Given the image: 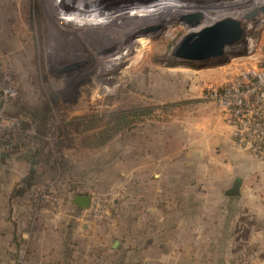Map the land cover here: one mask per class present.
<instances>
[{
  "label": "rangeland",
  "instance_id": "obj_1",
  "mask_svg": "<svg viewBox=\"0 0 264 264\" xmlns=\"http://www.w3.org/2000/svg\"><path fill=\"white\" fill-rule=\"evenodd\" d=\"M228 3L239 40L193 58L180 48L199 14L177 0H0V264H143L180 249L264 264V222L242 206L230 229L221 194L224 219H199L214 152L187 159L222 119L207 90L264 43V0Z\"/></svg>",
  "mask_w": 264,
  "mask_h": 264
},
{
  "label": "crops",
  "instance_id": "obj_2",
  "mask_svg": "<svg viewBox=\"0 0 264 264\" xmlns=\"http://www.w3.org/2000/svg\"><path fill=\"white\" fill-rule=\"evenodd\" d=\"M230 128L223 122L221 117H217L216 124L212 128L214 136L202 144V150L200 157L195 160L193 157L187 155V159L194 161L203 160L210 151L214 152L211 156L209 167H204L201 170V175H206L209 171V178L211 179V186H206L204 182L201 183L200 189H204L201 206H204L200 212L199 219H213L215 221L223 220L224 215L220 217L218 212L219 206L221 205L218 197L219 194L224 196L227 203L226 217L227 223H231L228 226L230 229L234 227V222L237 218L234 211L235 208L241 207L247 214H252V217L246 215L242 216L241 219L250 221H258V223L264 222V162L252 157V154L241 152L236 150L230 140ZM209 151V152H208ZM205 161V160H204ZM160 174H153V181H159ZM239 182V195L238 196H227L226 192L232 188V186ZM210 190V192L207 191ZM213 190V191H212ZM210 194L214 198H210ZM194 208H197L195 206ZM205 211V212H204ZM192 213V212H190ZM198 214V212H197ZM214 216L212 217V215ZM181 217V216H180ZM191 220V215L185 212V219ZM198 219V220H199ZM196 220V218L194 219ZM184 230V231H183ZM179 231L189 232V234H197L198 230L195 228L194 231L191 229L182 228ZM185 251V250H184ZM182 250H178L177 254L171 250L163 251L162 258L159 260H147L143 264L155 263H166V264H206L199 263L196 260H187L190 258V254ZM184 253V254H183ZM213 255L214 259L213 260ZM183 257V258H181ZM219 250L211 251L210 264H218Z\"/></svg>",
  "mask_w": 264,
  "mask_h": 264
},
{
  "label": "built area",
  "instance_id": "obj_3",
  "mask_svg": "<svg viewBox=\"0 0 264 264\" xmlns=\"http://www.w3.org/2000/svg\"><path fill=\"white\" fill-rule=\"evenodd\" d=\"M255 48L252 64L238 69L222 86L208 89L204 97L219 108L233 147L264 158V43Z\"/></svg>",
  "mask_w": 264,
  "mask_h": 264
},
{
  "label": "water",
  "instance_id": "obj_4",
  "mask_svg": "<svg viewBox=\"0 0 264 264\" xmlns=\"http://www.w3.org/2000/svg\"><path fill=\"white\" fill-rule=\"evenodd\" d=\"M264 13V8L262 10ZM251 17V16H250ZM198 22V21H197ZM195 22V24L197 23ZM241 36V29L237 22H221L214 26L203 30L196 40L193 41L190 48H186L187 39L182 43L180 50H185L189 56L193 58H203L205 56H216L221 53V50L226 45L236 43ZM200 152L192 154L191 157L199 158ZM227 196L233 197L239 195V182H236L230 190L226 192ZM74 203L83 208H87L90 199L88 197H76Z\"/></svg>",
  "mask_w": 264,
  "mask_h": 264
},
{
  "label": "bare ground",
  "instance_id": "obj_5",
  "mask_svg": "<svg viewBox=\"0 0 264 264\" xmlns=\"http://www.w3.org/2000/svg\"><path fill=\"white\" fill-rule=\"evenodd\" d=\"M178 1V3L180 4V5H182L183 7L184 6H186V5H188V7H192L191 8V12H193V13H195V14H199L198 16H196L195 18H197L196 19V21L195 22H197L195 25H197V26H195L196 27V29L191 33V34H188V35H186V36H183L182 38H184V39H187L189 42L190 41H194V40H196L197 39V37L199 36V34L203 31V30H205V29H207V28H210V27H212V26H214L215 24H218V23H221V22H232V21H234V20H232V19H225L223 16H224V14H227L228 12L229 13H232V12H230L231 11V9H228L229 7L227 6V5H229V3H228V0H224L223 2L224 3H221V4H219V5H209L208 3H205V2H202V3H200V2H194L193 3V1H192V4H191V2L190 3H187V2H182L183 0H177ZM185 1V0H184ZM226 1H227V3H226ZM189 2V1H188ZM200 3V4H199ZM216 3V2H215ZM245 3V2H244ZM248 3V2H247ZM251 3V2H250ZM177 4V3H176ZM185 8V7H184ZM217 8H222L224 11H223V13H219L217 10ZM247 8H248V5H247ZM189 9V8H188ZM203 9H206V11L204 10V11H200V10H203ZM207 9H210V12L209 11H207ZM245 9V8H244ZM186 10V9H185ZM238 10H239V8H238ZM246 10L247 9H245V10H241L240 9V11H238V12H246ZM263 10V9H262ZM192 13V14H193ZM234 13V12H233ZM235 15V14H234ZM205 16H209L210 17V21L209 22H207L206 23V21H204V17ZM206 23V24H205ZM182 38H181V40H182Z\"/></svg>",
  "mask_w": 264,
  "mask_h": 264
}]
</instances>
